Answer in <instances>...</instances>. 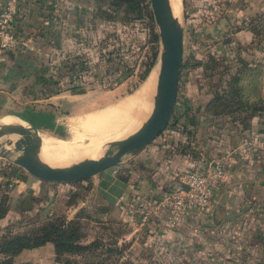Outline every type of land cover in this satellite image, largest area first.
<instances>
[{"label":"crops","instance_id":"1","mask_svg":"<svg viewBox=\"0 0 264 264\" xmlns=\"http://www.w3.org/2000/svg\"><path fill=\"white\" fill-rule=\"evenodd\" d=\"M2 3L3 0H0V8ZM80 3V0H18L14 23L17 45L0 53V117L14 115L24 121H31L37 128H46L51 123L54 126L57 122L58 126L68 123L69 116L87 107V103L85 106L80 103L79 93H65L63 89L51 93L49 85L40 81L41 77L46 75L44 71L48 69L50 61L60 59L64 54L74 53L77 48L79 29L89 22H81ZM249 4L252 5L253 2ZM259 10L263 16L264 0L259 5ZM238 13L243 14V9L238 10ZM252 15L246 14L245 17ZM230 34L231 40L219 47L221 61L227 62L228 56L225 55L230 49L232 51L229 58L242 59L236 48L240 44L251 47V52L253 46H261L262 40L258 42L246 27L235 29ZM261 48V58L246 59L253 66H257L256 62H261V68L255 67L252 71V74L255 72L254 82L257 80L258 86L249 91V97L256 98L257 94L264 102V46ZM224 66L222 68L225 69ZM207 70L210 74L212 68ZM224 72L223 69L220 72L222 85L220 82L216 85L207 83L205 89L208 85L217 88L223 86ZM196 76H199L196 69L189 70L185 80L182 79L186 84L184 88L181 87V90L188 94L184 100L187 101L186 114H191L195 122L193 135L188 143L191 150L186 153L180 152L178 148L170 150L161 143L160 148L151 149V158L144 157L136 164L129 160L126 164L115 166L116 171L112 174L109 172L112 167L94 174L97 178L88 180V189L83 198L76 201L62 198L67 217L74 215L80 208L87 207L89 216L94 215V220L103 219L106 230L104 234L110 233L111 239L121 245L116 264L140 263L138 260L143 257L141 253L146 252V249L150 250L149 254L151 251L155 253L159 246L154 244L165 240L166 247L174 246L176 253L182 250V253H185L186 249L192 250L190 246L196 241L193 239L183 247L182 243L186 241H182L181 245L177 243L179 236L198 238L199 242L207 244L209 251V244L213 241L223 244L224 248L234 243L233 235H230L228 230L235 227L242 215L251 216L254 213L257 220H264V131L259 130V118L256 114L253 115L245 126L235 113L231 117L212 120L211 114L205 111V104L202 103L204 98L197 102L190 100V97H205L206 94L203 83L200 86L202 89L195 93L192 88L187 87L186 81L194 83ZM183 118L181 117V121L186 123L187 119ZM176 135L177 139H174L175 135L172 138L173 143L185 138L180 133ZM205 159H218L223 167V174L207 208L186 212L175 225L168 224L163 213H150L143 223L136 218L137 212L151 200L179 185L177 172L190 169ZM30 177L32 176H27L25 180L13 179L15 183L12 194L33 187L34 182ZM34 181L36 190L44 185L40 182L42 180ZM32 191L36 193L33 188ZM9 193L11 194V191ZM10 211L8 209L3 217ZM115 227L119 230H114ZM45 245L50 243L36 247ZM198 245L204 246L199 243ZM177 258L179 257L175 256V259ZM178 263L180 264V261Z\"/></svg>","mask_w":264,"mask_h":264},{"label":"rangeland","instance_id":"2","mask_svg":"<svg viewBox=\"0 0 264 264\" xmlns=\"http://www.w3.org/2000/svg\"><path fill=\"white\" fill-rule=\"evenodd\" d=\"M250 2H253L258 8L253 4L250 5ZM262 2L263 0H181V17L179 18V24L183 30L181 60L187 58L188 54L191 53L195 58L205 56L204 54L206 53L211 54V56L217 55L216 57H212L213 66L211 67L212 70L210 74H208L207 68L198 66L195 69L196 72L199 73V76H196L194 83L191 81L188 82V80L186 81L187 87L189 89L192 88L191 90H193L194 93L202 89H200L202 83L204 84V86H202L204 89L207 83L216 85L220 82L221 84L222 74L220 72L222 69L225 71L223 80L226 81L227 75L231 74L232 70L240 65L241 61H236L238 59L234 60L229 58L232 49H227V55H225L228 56L227 62L221 61V58H219V47L223 44L225 45L228 40H231L230 37L232 35L230 33L235 30L237 25L240 24L242 17H245L246 14L252 15L254 13L253 15H257V20L260 24H264V16L262 17L260 15L261 13H259V5L262 4ZM100 9L101 11L93 14L90 21L79 29L78 44L74 51L75 59L78 61L77 68L72 71V74H68L67 72L64 73V77L58 82L59 89H63L65 93L70 91L67 89L70 83H80V88L82 90L78 92L80 94L79 98L81 99L80 103L84 106L88 104L87 107L82 108L79 113L69 116L67 118L68 123L62 120V122L65 123H61L62 125L59 126L57 122L55 126L51 123L47 125L46 128L45 126L44 128H37L39 135L42 136L40 154L43 159H48L49 163L51 162L50 164L52 165H64L81 158H86L87 156H98L100 152L106 148L107 141L121 137L134 130L124 126V124L109 136L95 139V130L89 126L87 122L93 115H107L113 110L119 112L120 109L127 104L130 98L133 97L132 95L139 90L148 78L147 76L145 77L146 79L139 80V74L142 71L143 64L149 59L152 47L155 45L157 46V53L160 48L157 26L153 20L149 0H139L138 11L135 7L130 8L124 4L114 6L103 1H101ZM240 9L244 11L241 15L238 13ZM257 20L255 19V22H258ZM198 32L200 34L199 36L197 34ZM154 33L157 35L156 42L153 40ZM256 38L257 41L262 40L260 43L261 46H253L254 49L252 52L249 49L251 47L246 44H240L236 47L242 59L244 60L245 58L244 61L253 57L255 59L261 58V53L263 51L261 47L264 46V30L259 36H256ZM251 53H253V55H251ZM248 55H250V57H248ZM68 56L70 55L64 54L60 59L50 61L48 69L44 71V75L46 74L45 76H47L49 72H51L50 70L53 69H51V66L59 64L60 61ZM113 60L124 63L126 71L124 75L119 77L117 82L114 80V77L120 75L118 72H105L106 63L112 62ZM152 64L149 74L153 68H158L157 55ZM249 64L252 63L249 61ZM223 65L226 66H224L225 69L222 68ZM256 65L257 68H261L260 61L256 62ZM55 70L57 71L58 68ZM181 71L184 72L186 70L181 68ZM220 87L222 86L218 88ZM225 88H227V86H225ZM153 94L154 89L152 95L150 94L148 106H146L145 109L144 119L151 109ZM177 97V103L173 105V108L180 110L183 105L187 104V101H182L179 94ZM203 98L204 96L202 97L201 95L198 97L193 96V98L190 97V100L192 102H197L201 101ZM88 116L90 117L88 118ZM5 121H10V123H21L14 118H5ZM24 123L34 125L27 120ZM110 124L111 123H107L106 128L110 126ZM174 135V139H177L176 133L170 135L171 139ZM5 138L4 135L0 136V148L3 146L9 149L7 157L0 156V183H4L7 179L13 181L12 179H14L13 177H15V174L20 172L13 170L14 167L20 168L22 172H26L23 168L11 161V158L21 151L14 150L12 144H5ZM90 139L97 140L94 144L96 150L92 155H87L75 160L63 158L61 152L75 149L74 147L78 144L82 145L80 143L81 141ZM161 143L162 137L161 134H159L149 144L136 152L125 153L121 161L115 166L126 164L129 160H132L133 164H136L142 161L144 157L151 158V149L154 147L160 148ZM108 169H110V167L106 168V170ZM109 172L112 174L111 170ZM30 178H32V182H34L31 190L33 188L36 192L33 193L32 191V193L39 198L42 197V199L34 202L30 210L18 212L11 208V211L0 219V230H22L32 227L38 223V217L48 215L50 212L54 211L62 212L66 216L64 206L62 205L64 201L62 198L65 197V191H67L70 185L66 183H48V181L42 180L44 181V185L42 186L43 189L39 187L40 189L36 190V181H34L36 178ZM87 178L88 180H93V178L97 177L94 175ZM58 198L61 200L59 199L57 202H53ZM87 203L88 201L86 204ZM82 209L81 212L83 213L78 215L81 220L80 231L82 234L79 240L81 243L96 240L98 241L96 243L97 245H92L90 249L83 250L79 253H64L59 259L55 257L50 245L38 248H26L12 257L13 262L18 263L27 261L31 264H62V260L67 258L70 264H116L117 252L107 253L104 248V245H111V235L110 233L104 234L106 230L103 219L94 220V215H85L89 212L87 207ZM247 211L249 213V209ZM256 211L258 210L256 209ZM253 214H251V216H249V214L242 215L243 217L235 223V227L231 228L232 231L228 230V233L233 235L232 239L234 243L224 248H222L223 244L213 241L211 245L209 244L211 248L209 251L207 249V244L199 242L198 238H188L187 236L184 238V236H179V241H177V243L181 245L182 241H186L182 243L183 247H186L185 245H187L188 242L191 243L193 239L196 241V243H192L193 245L190 246L192 250L186 249L185 253H182L184 250L180 253H176L175 250L177 249H175L174 246L166 247L167 245L164 243L166 242L165 240L154 244L159 246V249L155 251V253L151 251V254H149L148 251L150 250L146 249V252L141 253L143 257L138 260L140 263L135 262V264H158V262L159 264H179V261L180 264H264V220H257V217ZM259 214H261V212H259ZM74 216L75 214L71 217ZM71 217L66 216V218ZM113 229L116 231L119 230L117 227ZM198 243L204 246L199 247ZM119 245L120 243H116L115 246ZM176 247L178 248V246ZM175 256L179 258L175 259ZM130 258L132 259L133 256L131 255Z\"/></svg>","mask_w":264,"mask_h":264},{"label":"trees","instance_id":"3","mask_svg":"<svg viewBox=\"0 0 264 264\" xmlns=\"http://www.w3.org/2000/svg\"><path fill=\"white\" fill-rule=\"evenodd\" d=\"M101 1L114 6L124 4L130 8L135 7L138 11L139 0H80V13L82 14L81 22L90 21L93 14L101 11ZM255 19L257 20V15L247 16L244 18L242 17L240 24H238L235 29L246 27L252 33L253 37L259 36L264 30V24H260L258 20V22H255ZM197 34L198 36L200 35L199 32ZM153 40L155 42L157 40L156 33L153 34ZM67 55H70L71 57L68 56L60 61L59 64L51 66V69L53 68L50 70L51 72H49L47 76L41 77L40 81L42 84L49 85V91L51 93L59 90L58 82L62 77H64V73L67 72L68 74H72V71L77 68L78 61L75 59L74 53ZM156 55L157 46L155 45L150 51L149 59L143 64L142 71L139 74V80L146 79L145 77L148 76ZM204 55L205 56L195 58L191 53L188 54L187 58L181 60L175 84L174 105L177 103L178 94L181 96L182 100H185V98L188 97V94L184 92V90H181V87L183 86L184 88L185 86V82L182 81V79L185 80L184 77L186 73L198 66L207 69H211L213 66L212 57H216L217 55L212 54L213 56H211L209 53ZM238 61H241L240 65L232 70V73L227 77L228 81L226 80L222 87L216 88L217 86L212 87L208 85L207 89H205L206 94L202 103L205 104V111L211 114L212 120L218 117H222L223 119L225 116L231 117L234 116L232 114L235 113L239 115L240 121L243 126H245L248 119L256 114V117L259 118V130L264 131V102L257 94L256 98L250 99L249 97V91L253 88L256 89L258 86L257 80L254 82L255 72L252 74V71L257 66L249 64V62L244 61L241 58H239ZM57 68L58 70L56 71L55 69ZM181 68H184L186 71L182 72ZM105 72H118L120 75L114 77V80L117 82L119 77L124 75L126 71L124 63L113 60L112 62L106 63ZM225 86H227V88H225ZM80 87V83L72 82L69 86H67V89L71 92L78 93L82 91ZM182 107L181 110H175V108L172 109L167 125L159 134H161L162 137V144H164L167 148L170 150H172V148H178L180 152L186 153L188 150H191V146H189L188 143L189 139L192 138L195 122H193L194 120L192 119L193 117L191 114H186L187 109L185 105ZM181 117L187 119V122H182ZM175 133L184 135V140H177L176 143H173L170 135ZM112 167H115V165ZM13 170L20 171L18 174H15V177H13L14 179L25 180L28 176V174L26 172H22L20 168L14 167ZM7 180L4 183H0V218L6 214L8 209L11 208L18 212L30 210L32 209L33 203L40 199L32 193V190L29 187H27L23 192L13 195L12 190L14 187V180ZM40 182L44 183V181ZM87 182L88 178L73 182L48 181V183H66L70 185L67 191H65L67 201H76L83 198L88 189ZM10 191L11 194L9 193ZM154 200L155 199L151 200V202ZM145 208L146 206L137 212L136 218H139L141 212ZM81 210L83 209L80 208L77 210L75 216L71 218H66L62 212L54 211L50 212L48 215L38 217V223L32 227L22 230H0V264H31L27 261L14 263L12 257L18 254L22 249L36 247L44 243H50L52 251L57 259H59L64 253H79L83 250L90 249V246L92 245H97L96 243L98 241L96 240H92L87 243H81L79 240L82 236L80 231L81 220L78 217L79 214L83 213ZM85 215L89 214L87 213ZM110 242L111 245H104L105 251L107 253L117 252V254H119L121 248L119 246H115V239H110ZM62 264H70L69 259L64 258L62 260Z\"/></svg>","mask_w":264,"mask_h":264},{"label":"water","instance_id":"4","mask_svg":"<svg viewBox=\"0 0 264 264\" xmlns=\"http://www.w3.org/2000/svg\"><path fill=\"white\" fill-rule=\"evenodd\" d=\"M153 20L157 26L160 48L157 53L158 71L151 109L145 119L131 132L107 141L96 157L81 158L69 164L52 165L37 156L40 135L34 125L0 124V136L5 138L16 154L11 161L30 176L44 181L73 182L90 177L118 164L125 153H134L149 144L165 128L174 105L175 84L182 59L183 30L179 20L171 15L168 0H149ZM8 148H0V156L7 157Z\"/></svg>","mask_w":264,"mask_h":264},{"label":"built area","instance_id":"5","mask_svg":"<svg viewBox=\"0 0 264 264\" xmlns=\"http://www.w3.org/2000/svg\"><path fill=\"white\" fill-rule=\"evenodd\" d=\"M18 0H3L0 8V53L17 45L14 23ZM112 172L116 169L112 167ZM223 174L218 159H205L187 170H180L176 177L179 185L162 192L153 202L146 205L139 220L143 223L148 214H164L168 224L175 225L182 216L192 210L207 208Z\"/></svg>","mask_w":264,"mask_h":264},{"label":"bare ground","instance_id":"6","mask_svg":"<svg viewBox=\"0 0 264 264\" xmlns=\"http://www.w3.org/2000/svg\"><path fill=\"white\" fill-rule=\"evenodd\" d=\"M168 4H169L171 15L175 17L177 20H179V18L181 17L180 15L181 0H168ZM157 70H158L157 67L151 70L144 84L139 88V90L136 93L132 95L133 97L130 98L127 104L124 105V107L120 109L119 112L116 110H113V111H110L107 115H101V114L94 115L88 119V122H87L88 125L91 126L95 130V133H96V135L94 136L95 139L109 136L111 133L117 130V128L122 127L124 124H125L124 126L135 129L143 121L144 115H145V109H146V106H148L147 104L149 101L150 94L152 95V91L155 87ZM5 118H14L17 121L21 122L20 124L27 125L24 123L25 122L24 120L14 115H12V117L10 116L0 117V124L10 123V121L8 122L5 121ZM107 123H111V124L110 126L106 128ZM4 136L9 137L11 139H15L17 137V134L8 133ZM40 137L41 139H40L36 154L41 160L49 163V160L46 158H44L45 159L44 160L40 154V145H41L42 136ZM95 139L81 141L80 143L82 145L78 144L76 147H74L75 149H71L70 151L67 150V152L66 151L61 152V154L63 155V158L67 160H75L81 157H85L87 155L89 156L92 155L93 152L96 150V147H94V144L97 140ZM93 157H96V156H93Z\"/></svg>","mask_w":264,"mask_h":264}]
</instances>
